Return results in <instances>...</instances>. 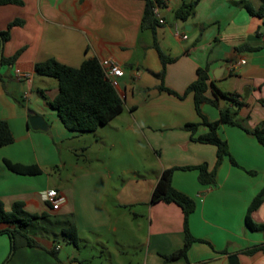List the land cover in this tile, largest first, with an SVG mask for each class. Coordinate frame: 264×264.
Returning <instances> with one entry per match:
<instances>
[{
	"label": "crops",
	"instance_id": "1",
	"mask_svg": "<svg viewBox=\"0 0 264 264\" xmlns=\"http://www.w3.org/2000/svg\"><path fill=\"white\" fill-rule=\"evenodd\" d=\"M183 1L191 0L161 2L164 23L154 32L140 28L144 0L0 3V31L20 20L6 40L0 37L1 57L18 51L11 62L0 59V119L13 133V141L0 147V201L6 211L22 202L25 211L38 215L33 221L44 219L51 228L35 233L28 230L29 222L25 229L37 244L19 245L9 258L10 238L0 233V264H94L93 255L81 245L104 251L107 264H130L137 252L139 264H230L232 254L236 264H264V250L244 252L264 244V230H249L244 224L250 201L264 185V147L253 134L228 124H222L218 134L238 166L226 156L213 185L201 184L195 168L172 172V186L195 202L188 229L200 240L190 244L186 258H163L183 244V213L174 203L150 202L157 179L166 168L215 164L216 147L191 140L185 127L199 121L192 93L184 92L196 68L206 67L218 89L239 95L236 116L246 128H264V18L249 14L239 3L247 1L256 9L261 0H196L193 13L181 20L174 12ZM253 34L260 43L247 39ZM155 41L163 54L175 58L165 65L162 79L174 93L158 89L154 73L162 64ZM85 57L109 58L121 65L123 75L115 89L122 110L93 132L77 135L64 128L47 104L57 93V82L49 88L54 78L38 75L34 65L53 58L77 67ZM241 58L244 63H238ZM218 104L235 106L230 101ZM202 112L208 121L218 116V109L209 104L202 105ZM32 114L44 118L46 131L29 126ZM206 130L198 125L196 134ZM65 141L68 151L80 150L82 155L97 147L115 150V155L99 152L92 156L99 166L84 168L75 162L74 172L54 178L50 168L63 170L70 163L61 152ZM3 159L35 164L41 172H13ZM51 188L63 199L56 209L43 199ZM43 212L48 217H40ZM250 218L264 225V199ZM63 220L75 226L77 246L58 242ZM13 226L0 222V229Z\"/></svg>",
	"mask_w": 264,
	"mask_h": 264
},
{
	"label": "trees",
	"instance_id": "2",
	"mask_svg": "<svg viewBox=\"0 0 264 264\" xmlns=\"http://www.w3.org/2000/svg\"><path fill=\"white\" fill-rule=\"evenodd\" d=\"M19 0H0V3H18ZM144 9L141 17L140 28L150 29L154 32L158 25L157 19L152 12L153 0H144ZM196 0L183 1L175 10L176 18L185 20L193 13ZM251 15L264 18V0H261L259 6L254 9L247 1L239 2ZM19 19L11 21L7 28L0 31L2 40H6L9 36L11 26L19 24ZM157 50L159 59L162 64V69L159 73H154L159 78V90H165L174 93L169 88L163 85L162 79L165 65L173 61L175 58L168 57L163 54L156 41L153 43ZM18 51L11 57H1V61L11 62ZM35 72L40 76L54 78L57 82L56 95L47 102L50 108L54 109L61 124L74 134H82L93 132L97 127L108 123L122 110V100L119 97L115 86L105 77L99 60L94 57H85L77 67L69 66L56 61L53 58H48L39 61L34 65ZM185 93L191 92L193 95V105L198 122L186 123L185 127L190 131V139L201 143H209L216 147L215 164L213 168H209L207 163L203 162L195 166H174L163 169L150 195V202L163 201L166 203H174L180 207L183 213V244L180 248L170 254L163 255L166 261H174L179 258H186L187 249L190 244L200 239L191 235L188 229V215L194 210V200L185 193L177 190L171 184V175L175 169L195 168L198 171V180L204 185H213L215 182V172L219 164L222 163L226 156H229L227 143L218 134V129L222 124L234 125L245 132L255 136L257 141L264 147V128L254 127L246 128L243 124V119L237 118V110L232 106L219 107V96L230 101L233 105L240 107L241 102L237 100L238 94L230 91H223L215 87L212 81H209L206 67H198L195 70V79L190 82ZM208 92L211 94L209 95ZM263 102V101H262ZM264 103V102H263ZM209 104L218 109V116L212 121H208L205 114L202 112V105ZM198 125H204L207 130L203 133L196 134ZM13 141V133L6 120L0 119V147L10 144ZM230 157V156H229ZM233 165L238 166L233 158H229ZM5 166L16 173L34 175L41 172L40 168L35 165H25L16 162H11L8 159H3ZM251 172V171H249ZM264 199V185L250 201L244 217V224L249 230H264L263 224L254 223L250 218L252 210L257 208ZM37 214L29 213L23 209V204L16 201L11 205V209L6 211L3 209L0 201V222L14 224L13 228L0 229V233H7L10 238L9 258L13 251L19 245H36L35 239L27 232L25 226ZM42 218L48 217L47 213L39 215ZM60 233L65 241L77 246L76 228L69 221L61 222ZM257 249L264 250V244L254 245L244 250L246 253H251ZM55 254L54 250L50 251ZM5 261L2 263L4 264ZM76 264H92L86 260H78Z\"/></svg>",
	"mask_w": 264,
	"mask_h": 264
},
{
	"label": "rangeland",
	"instance_id": "3",
	"mask_svg": "<svg viewBox=\"0 0 264 264\" xmlns=\"http://www.w3.org/2000/svg\"><path fill=\"white\" fill-rule=\"evenodd\" d=\"M52 81L53 82H50L48 85L49 88L52 87L51 83H56V80L52 79ZM215 87H216V85H215ZM226 102H227V100L225 98H222L219 96V103L221 104V106L225 105ZM55 117H57V116L55 115ZM45 131H41L39 133H46ZM86 133H88V132H86ZM46 141H44V142H46ZM67 144H68L67 141L63 142V150H61V152H62L65 159L70 160V161H68L70 163L68 164L67 168L63 169V170H61L58 167L50 168L48 170L49 174H51L54 178H57L59 176V174H61V173H63L64 175H69L70 173L74 172L76 169L74 167L75 162H77L79 165L83 166L84 168L89 166V165L99 166V164H95L96 161H94V158L92 157V156L99 154V152H101V153L105 152V153H107V155H112V156L115 155V150L109 152L108 149L103 148V147L92 148L89 152L87 151L86 155H82V152L80 150L68 151L66 148ZM27 228H28V230L33 231L35 233H43V234H45V232H47V230L51 229L48 222L44 219H37L34 221L33 220L30 221ZM56 237H57L58 242L63 247H72L69 242H65V240L62 239L61 234H58ZM81 249H83L84 252L88 253L89 256L93 255L92 257H93L94 264H107V262L104 259V257H105L104 251L103 252L96 251V250H93L91 247H83V245H81ZM60 252H64V251L62 250ZM139 260H140V253H138V252L134 253L130 264H139Z\"/></svg>",
	"mask_w": 264,
	"mask_h": 264
},
{
	"label": "built area",
	"instance_id": "4",
	"mask_svg": "<svg viewBox=\"0 0 264 264\" xmlns=\"http://www.w3.org/2000/svg\"><path fill=\"white\" fill-rule=\"evenodd\" d=\"M161 2H168V0H153L152 12L157 19L158 24L164 23V20L160 14ZM183 37L185 35L183 34ZM245 59H239L238 63H244ZM99 63L103 69L105 77L114 85H117V79L123 75V68L115 60L104 58L99 60ZM24 77V75H19ZM44 201L52 208L56 209L62 203V197L59 195L56 189H47L43 192Z\"/></svg>",
	"mask_w": 264,
	"mask_h": 264
},
{
	"label": "water",
	"instance_id": "5",
	"mask_svg": "<svg viewBox=\"0 0 264 264\" xmlns=\"http://www.w3.org/2000/svg\"><path fill=\"white\" fill-rule=\"evenodd\" d=\"M247 39L252 42V44H258L260 43V38L257 35H248ZM1 41V39H0ZM0 59H1V52H0ZM235 109L236 106H233ZM28 124L32 129H39V130H45L47 127V123L45 122L44 118L40 115H34L32 114L28 119ZM229 263L230 264H236V255L232 254L229 256Z\"/></svg>",
	"mask_w": 264,
	"mask_h": 264
}]
</instances>
